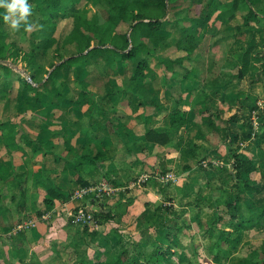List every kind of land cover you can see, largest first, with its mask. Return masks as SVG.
Segmentation results:
<instances>
[{
	"label": "crops",
	"instance_id": "crops-1",
	"mask_svg": "<svg viewBox=\"0 0 264 264\" xmlns=\"http://www.w3.org/2000/svg\"><path fill=\"white\" fill-rule=\"evenodd\" d=\"M210 17H208V19H210ZM220 26H222L225 31H232L233 23L231 22L226 25L220 24ZM224 30L221 29V32H225ZM209 35H211V33ZM243 35L246 38V42H249L252 38L255 39L256 43L254 52L264 53V35H262V31L257 30V25L255 23H248V29L243 32ZM210 39H215V37ZM235 50L236 51H233L232 54V59L234 60L232 65L235 66V68L236 66L240 68V61H236L238 59L236 58L235 60L234 55L240 57V55L244 52V47H241L238 51L237 49ZM176 52V58L184 57L186 55L183 51ZM200 53L201 50L198 49L195 52L196 56H193L191 61L184 60L183 64L185 65V61H188L189 65L192 61H199L200 59H198V57L200 56ZM256 59L252 60V58H250L249 72L254 71L253 65L258 67V62L260 60ZM229 60L230 59L227 58L225 59L227 62L226 64H222L220 62L213 63L206 60L201 67L196 65L195 62L193 66L187 67L189 71L195 69L198 76L190 72L187 79H181L180 85L174 86L179 87L177 92L174 91L176 96L173 93L167 94L165 91L166 97L171 98L172 103L166 102V97L163 98V96H159L157 93L159 90H155V87L151 88L149 92L152 95L155 103L153 105H155L156 109H154L152 115L145 114L147 118L150 116L148 121H144L143 118H137L142 115L143 112L145 113L144 103L148 104V100H146L148 92L142 91L141 94L144 98L139 99L134 95H129L130 97L132 96V104H129L131 106L130 108H133L132 106L136 104L139 106L138 109L133 111L131 109L132 112L128 114L130 119L118 117L120 116L118 115L119 111L112 114H109L108 111H106V117L103 118L96 115V118L91 119L89 127L81 125V128H78L76 126V130L72 131L71 129L73 128L71 127L74 126L75 128V125L73 123L71 124L69 121V119L73 116V114L71 115V111H75L81 116L83 115L84 117L82 118H93L90 114L93 110L94 101L90 97L78 99L77 104L74 103V105L63 97L57 98L55 103L52 100L49 101L52 104H49V102H42V106L48 111L59 109L61 111V116L58 118L49 119L47 116L32 117L33 112L31 111V104L29 110L30 114L28 117H32V119H30L32 122L31 127L34 130L29 129L27 127L28 124L27 126L23 124L21 125L23 120L28 121L27 119H21L23 117L19 118L17 135L16 132L14 134L6 132V127L4 128L0 126V152L2 153L0 155L2 157H0V195L2 196L0 203V264H101L102 261H105L104 256L106 254H114V249L117 247V249L121 248V250L118 251L120 252L119 254L124 253L120 260H122L123 263H127L126 261L128 260L127 257L129 255L128 247L131 242L127 239L124 240L122 237H116L113 232L114 228L119 229L120 226H123L122 222L125 219H130V222L134 224L132 228H138V231L133 235H135V237L138 236V239L140 238L136 243V247L141 248V250H145V245L143 244L144 239L155 243L154 239L156 238L148 234L157 236L159 240L165 241L164 238L166 239L165 235H167L164 234L165 231L159 234L158 231L153 232L149 228L151 227L148 224L150 220V208H147L148 211L147 209H143L142 212L138 209L135 211V209L139 206L138 204L140 200H144L143 202L147 203L149 206V198L152 196L157 199L160 198L161 192L158 190L157 194L156 191L153 190L154 186H157V188L159 185L165 187L166 185L171 184L170 181H174L173 185L175 184L181 192L182 190L185 191L186 176L190 173L195 174V172L199 171L197 172L198 175L205 178L206 175H204V171L209 172V170H204L202 168V164H209V162L212 161L210 157L216 158L219 156L221 154L219 152L221 148L226 150L227 147H232L233 145L231 146L228 144L230 141L235 143L234 147H237V154H239L241 158L252 161L256 156H253L254 150L253 147L251 148V146L248 145V141L252 143L253 141L250 139L255 137V145H264V138H257V135H252L249 140L241 141L240 137L247 131L244 112L241 113L238 110L237 112L230 114L228 117H224L225 111L230 110V106H237L238 109L240 107L244 110L248 105V99L251 98V93H253L254 96L262 98L259 100L262 102L261 105H264V96L263 91L261 90L262 84L261 82H258V80H255V85L258 86L259 84V91H256L255 87L252 92L251 89L253 88V85H249V89H243V87H241L242 79L233 80L232 82L236 83L239 88H242L243 92L238 94L237 97L239 100H233L227 109L225 107L226 104H223V99H219L224 96L223 93L231 84H227L226 86L218 89H205L206 108L214 111H221L222 114L220 118L223 121H226L232 115L236 116L235 121L228 124L229 139H225L224 129L221 128V125L218 124L219 126L215 129L210 128L209 125L211 122L218 121L216 117L199 115L197 113L198 111L195 112L191 106L193 101L191 92L192 90L199 88V75H204V79L202 80L203 82L212 81L214 76L219 77V69L229 68L228 65L231 64L229 63ZM224 76V78H226L227 74L224 73ZM177 82L178 80L169 83L173 85V83ZM134 91L136 92V90ZM64 95L66 97V93H64ZM172 96H175L176 99H173ZM109 99L114 101L115 96L109 97ZM178 99L183 103L182 110L185 112L186 122L178 130L168 132V138L170 140L169 144L161 146L158 144L146 143L141 146L142 150H137L136 153L126 152L123 150V140L126 144H132L134 142L137 143L143 141L144 134L148 129L168 128L169 116L174 111L175 101ZM251 102L252 101L249 103ZM108 107L109 105L105 106V108ZM114 110H119V107L117 106V109ZM82 118L79 120H82ZM58 123H60L62 127L56 128L55 126ZM258 129V133L264 131V128L260 126H258ZM112 131L117 135L116 137L114 136V140ZM57 132H66L65 134L67 135L64 136L63 140H66L70 137V135L75 134L72 137L74 141H72V139L70 143L65 142L64 144L62 143V145L55 143L59 154H49L46 152L45 155L42 153L38 154L35 160L34 158H27L25 153L26 144L32 143L38 139H44L42 141L50 143L47 145L49 148L46 147V149L51 150L53 145H51V142L49 141L51 140L50 136L57 134ZM86 135L92 137L89 149H92L94 153L99 152L108 157V161L97 164L96 166L90 164L79 166L81 169V179L86 181L89 186L102 182L100 177H102V174L107 170L115 173L114 178L118 179L117 182L119 183L117 188L121 189L123 192L122 195H124V191L127 192L130 190L132 180L136 179L132 183L133 187L141 175L146 181L145 185L143 184L141 187L142 189L144 187L143 192L139 194L138 199L134 203H131L127 210L126 208H121L123 205L122 203H120L117 207H114L115 205L112 206L114 201L107 202L110 205H108L110 208L109 212L107 211L104 215V218L102 219L103 224L97 223L94 225L96 230H90L89 228L88 230H81L78 226L68 224L66 219H64L65 211H68L75 206L78 207L79 200L76 199L73 194L77 190L76 188L80 187L78 185L79 177L75 171L74 164L72 162H67L65 160V155L68 150L84 144ZM236 138L237 141H235ZM18 139L22 140L23 144L19 143ZM5 147L10 149V157L5 158ZM260 150V154H263L261 156H264V150H262L261 147ZM60 153H62L61 158ZM214 153L216 154L214 155ZM248 153H250V155H248ZM117 154L124 156L123 166L121 168H118L114 161ZM142 157H145L144 159L147 160V162L150 157H152L157 163L160 160V163L158 164L159 171L155 168L157 165H154L153 163L148 166V168L151 169L150 174L143 173L142 171H134L133 168L135 165L142 163ZM60 163H62V166L58 169L57 166L60 165ZM220 163L223 164V160H220ZM161 164L165 165L167 169L165 175L161 174ZM183 164L193 166V170L184 172L186 175H182L181 173L183 172L181 171V167ZM195 166L201 169L202 172L196 169ZM253 166L254 170L246 176H248L247 178L252 181L255 187H258L262 192H264V184L262 183L264 180V165H260L262 168L261 171H259V168L254 162ZM179 171L181 173H179ZM128 172H133L135 178L132 176L128 177ZM168 173H173L175 178L167 177ZM252 173H254L253 176ZM19 197L21 201L18 202ZM45 200L53 203H45ZM212 200V197L209 199L208 195H206V197L203 198V201H205L207 206L202 210L197 207L195 208L196 210L193 211L191 209H188V211H181L182 218H188L190 223L186 225V229H189L188 231H185L182 226L180 229V232H184L185 235H181V237L185 238L184 242H190L196 247V249H202L206 252L205 256L209 257L210 260L211 256L208 252V247L214 243L215 238L210 235H206L201 230L203 228L205 230L206 226L210 227L212 224L215 207ZM179 214L180 213L177 212L176 216H179ZM137 217L142 219L140 220L138 218L140 223L144 222L143 226L145 229L140 226H135V223L137 222L135 219ZM25 219H32L33 224L24 230H17V225L26 221ZM168 220L169 217L164 219L163 217L158 216L159 222L163 221L162 223H164V221ZM263 223L264 222L239 230L238 239L240 243L248 240L249 232H253L252 230L259 228ZM125 226L128 228L127 224ZM141 228L144 230L142 229V231ZM195 230L197 231L194 232ZM202 236L206 239L204 240ZM203 242H205V245ZM203 245L206 248H204ZM131 249L133 250L132 247ZM241 250H243V248H239L230 259L236 255L238 257L237 259L245 257L246 254L244 256H238ZM131 255L132 259L136 258L134 253ZM198 257L199 256L195 254L194 260L197 263L200 262V258L198 259Z\"/></svg>",
	"mask_w": 264,
	"mask_h": 264
},
{
	"label": "trees",
	"instance_id": "trees-1",
	"mask_svg": "<svg viewBox=\"0 0 264 264\" xmlns=\"http://www.w3.org/2000/svg\"><path fill=\"white\" fill-rule=\"evenodd\" d=\"M78 1L80 0H29V3H32V12L38 13L40 16L41 31L49 29L52 32L57 21L68 17H72L73 27L65 37L55 39L50 35L41 38L39 43L31 46L29 53L21 52L13 59L15 62H24L23 66L19 67V71L30 79V83L25 82V88L35 93L34 110L44 113L49 119H52L58 111H48L40 107L42 105V93L37 91V87L39 85L46 87L51 81L55 84V76L61 69L74 72L82 69L83 71L87 70L88 74L92 70L97 75L96 77L101 78L103 77L102 71L106 75L112 74V65L118 58L123 70L129 69L128 82L127 84L124 83L125 87L123 88L108 89L104 95H97L87 89L86 85L89 82L87 79L79 81L72 75L66 82L74 81L76 86L73 91L82 98H92L95 103L105 99V96H116L118 100L120 96L126 94L134 95L140 99L144 98L141 92L146 91L145 88L151 87L152 83L140 85L137 92L133 90L139 82L150 76H161L162 82H167V84L178 78L187 79L190 72L198 76L195 69L189 71V69L184 68L183 62L184 60L191 61L195 52L202 47L207 38L210 40L211 46H215L220 40H231L232 42L235 40L234 38L248 29V23L250 22L255 23L257 30L262 31V35H264V0H86L88 2H99L102 5L105 4L107 8L105 12L106 19H99L96 15L88 18L82 12L77 13L74 5ZM192 11L196 12L194 16L190 15ZM170 13L177 17L171 22L167 20V15ZM214 13H216V21L225 25L232 22L233 28L232 31L228 30L220 34L219 37L210 39L212 35L206 38V36L200 35V32L204 25L202 22ZM144 31L148 32V36L143 40H138ZM2 33L0 30V39L3 36ZM106 35H108L107 41ZM255 43V39L252 38L240 57L234 55V59L236 60L237 58L241 65L235 75H229V77L223 79L214 76L212 81H202L203 84L200 85V90L196 89L191 92L193 110L195 112L198 111L197 113L202 116L216 117L218 121L211 122L209 126L211 129H215L221 125V128L224 129L225 139L230 138L228 124L234 122L236 116L232 115L226 121H223L220 118L221 111L206 108L205 89L222 88L233 80L243 79L249 71V61L253 56V59L257 58L260 61L258 62V67L253 65L254 71L251 82L255 80L261 82L264 96V53L254 52ZM54 46L57 61L48 67V74L40 78L43 69L38 61L45 56L48 49ZM67 46H71L74 51L67 55H62L61 50ZM170 49L183 51L186 55L170 59L167 54H164L165 51ZM3 51V44L0 43V53ZM11 64L15 65L16 63L13 62ZM228 66L229 68H235L232 64ZM199 78L203 80L204 75H199ZM3 83V86H7L5 81ZM60 84L63 85V83ZM176 88L179 89V87ZM58 97L63 98V93H58ZM150 97L149 94L146 96V98ZM127 99L128 103L129 98ZM182 106V101H179V99L175 101L174 111L169 116L168 128L148 129L144 134L143 141L137 143L126 144L123 140V150L136 153L137 150H142L141 146L146 143L161 146L169 144L168 132L178 130L186 122ZM250 109L254 111L260 108L251 106ZM255 118L258 126L264 128V105L257 112ZM143 119L148 121L150 116ZM246 126L247 131L242 135L243 140H249L252 135H257V138H264V131L260 133L254 132L252 123L251 125L247 123ZM53 136L56 137L57 135ZM91 139L92 137L86 135L84 144L68 150L65 155V160L74 164L75 171L79 177L78 185L80 188L89 185L81 179L79 166L86 164L96 166L108 161V157L105 154L94 153L92 149H89ZM45 153V151L42 152L43 155ZM226 153L229 163L232 161L231 167L233 171L229 174L224 186L235 189V198L230 200L225 195L223 199L212 200L215 206L213 221L209 229L206 230V235L208 236H212L213 228L217 231L214 243L208 247L211 264H220L222 261H227L237 252L240 246L238 239L239 230L264 222V205L260 209H255L249 207L246 202L245 194L259 195L264 193L258 187L252 185V181L245 177V175L254 170L251 160L241 158L237 154V147H227ZM182 170L189 172L193 168L189 164H183ZM166 172L165 165L161 164V174L165 175ZM102 176L103 181L108 185L115 188L119 186L118 179L114 178L115 173L113 171L107 170ZM211 185L212 191L215 187L213 184ZM1 200L2 196L0 195V203ZM19 201H21L20 197ZM44 202L53 203L48 200ZM162 209V207H158L156 212ZM154 215L157 216L156 213ZM67 223L70 224L69 222ZM165 237L166 239L170 238L169 235H165ZM155 244L157 243L155 242ZM140 249L135 250L136 258L134 264H173L171 263V256H176L170 243L164 249L162 245L156 246L153 250V255L144 258H141V254L144 251ZM194 252L195 250H193V255L176 257L178 261L180 260V263L198 264L194 260ZM123 255L124 253L120 254L118 258H122ZM233 264H264V242L260 252H251L245 257L239 258Z\"/></svg>",
	"mask_w": 264,
	"mask_h": 264
},
{
	"label": "rangeland",
	"instance_id": "rangeland-1",
	"mask_svg": "<svg viewBox=\"0 0 264 264\" xmlns=\"http://www.w3.org/2000/svg\"><path fill=\"white\" fill-rule=\"evenodd\" d=\"M32 5V3H30ZM74 9L76 10V12H82L85 15H87L88 18H91L93 15H96L97 17H99V19H106V5L105 4H100L99 2H95V1H91L88 2L86 0H80L78 1L75 5H74ZM3 9H0V30L3 32V36L0 39V43L3 44L4 47V51L2 53H0V126L2 127H6V132L12 133L14 134L16 132L17 135V125L19 124V118L23 117L21 119H27L23 120V123L21 122V125H25L27 126L28 124V128L34 130L31 127V120L32 117H43L46 116L44 113L41 112H36L37 110H34V104L35 100H34V95L35 93L30 91L29 89L25 88V82H29L30 83V79L25 75L23 72L19 71V67H22L24 62L23 61H14V57H16L17 55H19V53H29L31 46L33 44H37L39 43L40 39L43 37H47V36H52L55 39H59L62 37L67 36L72 27H73V19L72 17H68L66 19L57 21V24L55 26V29L51 32L49 31V29L46 30H42L41 31V25H40V16L38 13H34L32 12L31 16L29 17V22L32 24L31 29H27L25 27H21L19 30L13 31L10 27L8 22L4 21L3 19ZM194 13H196L195 11H192L190 13V15L194 16ZM215 15L216 13H214L213 15H211L210 19L207 18V20H205L204 25L201 28V32L200 35L202 36H206V38L209 36V32H211L212 37H219L220 34H222L223 32H221V29L224 30V28H222V26H220V22L215 20ZM177 17H174V15L172 13L167 15V20L168 21H174V19ZM225 31V30H224ZM166 32V31H165ZM226 32V31H225ZM207 33H209L207 35ZM148 36V32L144 31L143 35L140 36V38L138 40H143L144 38H146ZM106 41L108 40V35H106ZM235 40L231 42V40H220L216 43L215 46H211L210 45V41L208 40V38L206 39V41L204 42V44L202 45V47L200 48L201 53L199 54L200 56L198 57V59H200L199 61H192L189 65L188 61H185V65L184 68L187 67H191L193 66L194 62L196 65H198L199 67L203 66L204 62L206 60L211 61L213 63L216 62H220L222 64H226L227 62L225 61V59H230L229 63H233V59H232V54L233 51H236L235 49L240 50V48L244 47V49L247 47V45L249 44V42H246V38L244 37L243 33L238 35V37L234 38ZM241 40V41H240ZM209 43V45H208ZM244 44V46H243ZM70 47V48H69ZM71 46H67L65 48H63L61 50V54L62 55H67L69 53H72V51H74V49H71ZM242 53V52H240ZM164 54L168 55L170 59H176L177 56V52L173 51V50H167L164 52ZM237 54V53H235ZM196 56V55H194ZM253 60V56L251 57ZM256 58V57H255ZM232 59V60H231ZM56 60V52H55V46L48 49L46 51V54L43 58H41L38 63L41 65L43 71H42V75L40 76V78L44 77L46 74H48V70H49V66L53 63H55ZM239 61V60H236ZM16 63L15 65L11 64V63ZM188 69V68H187ZM238 67L236 66V68H224V69H219V77L224 78V73L227 74V77H229V75H235L238 72ZM20 72V73H19ZM74 71H67L66 69H61L57 72L56 76H55V84H53V82H49L47 84L46 87H43L42 85H39L37 87V91H40L42 93V101H44V103L49 102V101H53L54 103L57 101L56 99L59 98L58 97V93H63L64 98L69 101L70 103L77 104V100L78 99H84L82 97H80L76 92H74L73 90L75 89V82L74 81H70V82H66L67 80H69V77L74 75V78L78 79L79 81L83 80V79H87L89 82L87 83L86 87L88 90L96 93L97 95H104L105 92L108 89H118V88H123L125 87V84H127L128 82V77H129V69H125L123 70V68L120 65V61L118 58H116V61L114 62V64L112 65V74L110 75H106L103 71V77L99 78L96 77L97 75L94 74L92 72V70L89 72V74L87 73V70H76L74 73ZM247 72V71H246ZM252 77H253V71H248L247 75L242 79L241 82V87H243V89H249V85H253L251 92L253 89H255L256 87V91H259V84L258 86L255 85V81H252ZM92 78V79H90ZM182 78H178V82L177 83H173V85H171V83L167 84L163 83L161 80V76H150L149 78L139 82L134 90H136V92L138 91L140 85L143 84H151V87L145 88L146 92H148V94L151 96L150 98H146V100H148V104L144 103V111L142 115H140L139 118H144L146 117V115H152L154 109L155 108V104L152 98L151 93L149 92V90L153 87H155V90H159L157 93L159 94V96H163L166 97L165 91L167 94H175L174 91H178V88L174 87L175 85H180V81ZM200 79V78H199ZM3 81H5L7 83V86H3ZM60 83H63V85H61ZM200 83L202 85V80L200 79ZM200 83L199 86L200 87ZM60 84V85H59ZM167 84V85H166ZM231 84L227 90L223 93L224 96L221 97L219 100L223 99V104L225 103V107L227 109V107L230 106V103L235 100L238 101L239 98L237 97L238 94H241L243 92L242 88H239L237 86L236 83H229ZM171 85V86H170ZM169 87V88H168ZM169 89V90H168ZM133 90V91H134ZM198 90H200L198 88ZM262 90V89H261ZM64 93H66V97L64 95ZM249 94V93H247ZM133 96V95H132ZM131 96V97H132ZM176 96V94H175ZM175 96H172L173 99H176ZM212 96V95H210ZM105 99L99 100L97 103L94 102L93 104V110L92 113L90 114L91 117L93 118H82L84 117L83 115L81 116L79 113L77 112H72L71 111V115L73 114V116L71 117V119H69L70 123L75 125L71 127L73 130H76V126L78 128H81V125H85L86 127H89V124L91 122V119L96 118L97 116L100 117H106L105 112L108 111L109 114L115 113L117 111H119L118 117H123L126 119H130V117H128V114L130 112H132L135 109H138V105H133V108H130L132 102H131V97L126 94V95H122L119 97V99L117 100L116 96H115V100H111L109 99V97L112 96H105ZM170 97V96H168ZM62 98V97H60ZM85 98H89V97H85ZM129 98V102L127 103ZM73 99V100H72ZM262 98H259L257 96H254L253 93H251V98L248 99V102L252 101L251 103H249L246 108L244 110H242L243 108L239 109L237 108V106H230V110H226L224 113V117H228L230 114H233L235 112H237L238 110L242 113L244 112L245 115V123L248 125H251V122H253L254 120L256 121V114L258 111L261 110L263 105H259L261 104V100ZM117 100V101H116ZM166 102L168 103H172L171 98H165ZM259 100V102H258ZM72 101V102H71ZM222 103V102H221ZM235 103V102H233ZM32 104V109L31 111L33 112V115L31 118L28 117L29 110ZM49 104H52L49 102ZM130 104V105H129ZM75 105V104H74ZM71 105V106H74ZM106 105H109L108 108H105ZM174 105V103H173ZM117 106L119 107V110H114L117 109ZM239 106V105H238ZM251 106H255L257 107L259 110H252L250 109ZM42 108H44L42 105L40 106ZM36 109V108H35ZM132 109V111H131ZM41 110V109H39ZM56 112L55 116L53 118H58L59 116H61V111L58 109H53L51 111ZM228 111V112H227ZM28 112V113H26ZM230 112V113H229ZM26 113V114H25ZM151 113V114H150ZM146 114V115H145ZM237 114V113H236ZM69 115V116H71ZM28 117V118H25ZM47 118V117H46ZM52 118V119H53ZM82 120H79L81 119ZM137 120V119H136ZM253 124V123H252ZM256 124L258 125L257 121ZM57 127H62V125L60 123L56 124L55 126ZM148 129V127H147ZM23 130V129H22ZM258 126L255 132H258ZM20 132V129H19ZM66 132H57V134H53V135H57L56 137H54L53 135L50 136V139L53 138L52 140H49L51 142V145H53L54 148H52L51 150H47V148H49L47 145H49L50 143H45L44 139H38L35 140L33 143H29L25 145V153L27 155V158H30L35 160L36 156H38V154H41L42 152H47V153H51V154H59V151L56 148V145L54 146L55 143L62 145V143L64 144L65 142H69L73 139V135H70V137H68L66 140H63L64 136H66L67 134H65ZM112 135H113V140H114V136L116 137V133H114L112 131ZM21 134V133H20ZM111 134V133H110ZM34 136V135H32ZM225 137V136H224ZM242 137V136H241ZM240 137L241 141H243V139ZM237 139V138H236ZM255 137H252L250 140L253 141L252 143L250 141L249 142V146H251V148L253 147L254 150V155L256 156L253 158V161L251 160L252 164L253 162L255 163V165L259 168V171L262 170L260 165H264V156H261L263 154H260L261 150L260 147L262 148V150H264V145L262 144L261 146L255 145V141H254ZM74 141V139L72 140ZM19 143L23 144V141L18 139ZM54 142V143H52ZM229 145H233L232 147L235 146V143H232L231 141L228 143ZM237 145V144H236ZM6 148V157H10L11 151L9 148ZM62 148V146H61ZM146 152V151H145ZM221 154L219 156H217L216 158H211L210 159L212 161L209 162V164L206 163V165L202 164V168L204 170H209V172L204 171V175H206V177L202 178L198 175L197 172H195V174H188L186 176V184H185V188L186 190L182 192L178 189L177 186H175V184L173 185L174 181H170L169 185H166L165 187H162L161 185H159V187L157 188V186H154V191L160 190V198L157 199L154 196H152L151 198H149L150 202H149V206L147 203H144V200H140L139 201V206L135 209V211H137V209L139 211H143V209H147L148 207L150 208L149 210V222L148 224L151 226L149 227L153 232L154 231H158L159 234L163 231L164 234H167L170 236V238H167L162 241L159 240L157 236H154L152 234H148L151 235L152 237H155L156 239H154L155 243L150 242L149 240L146 241V239L143 240V244L144 246V252L141 254V258H144L146 256H152L153 255V250L155 249V247H159L162 245V248H166V246L170 243L172 245V251H174V254L176 256H189V255H193V250L196 249V247L194 245H192L190 242H184L185 238L181 237V235H184V232H180L181 226L184 227L185 231H188L186 229V225L188 223H190L188 221V218H182L181 215V211L186 210L188 211V209L196 210L195 208H199L200 210H202L204 207L207 206V204L205 203V201H203V198L206 197V195H208L209 199H223L225 195L228 196V199L233 200L235 198V189H231L229 187L224 186V183L228 180L229 178V174H231V172L233 171L232 167H231V163H229V160L226 158V150L224 149H220L219 151ZM2 153L0 152V155ZM216 153H214L215 155ZM62 155V153H60V156ZM64 155V154H63ZM248 155H250V153H248ZM259 155V156H257ZM53 156V155H52ZM142 156V155H140ZM1 157V156H0ZM2 158V157H1ZM145 157L141 158V162L138 165H135V167L133 168L134 171H142L143 173H148L150 174L151 169L148 168V166L152 163L155 165H157V171H159V167L158 164L160 163V160L158 161V163L152 158L150 157V159L147 160L144 159ZM123 159L124 156L117 154L115 157V163L117 165L118 168H121L123 166ZM1 160V159H0ZM220 160H223V164L220 163ZM209 161V160H208ZM226 161V162H225ZM149 163V164H148ZM62 166V163H60V165L57 166L58 169H60ZM193 168V166H191ZM196 167V166H195ZM196 169L200 170L198 167H196ZM181 171L183 173H181L179 171V173H181L182 175H186V173H184V171L182 170L181 167ZM201 171V170H200ZM202 172V171H201ZM128 177H133L135 178V175L133 174V172H128ZM254 175V173H252V176ZM167 177H174L173 173L172 174H167ZM245 177H248L245 175ZM175 178V177H174ZM184 178V176H183ZM100 180H102V182L100 183H105L106 182L103 181V176L100 177ZM136 179L132 180L131 182L133 183ZM176 180V179H175ZM177 181V180H176ZM180 181V180H179ZM100 183L93 185V186H98L100 185ZM132 183L130 185V190H128L127 192L124 191V195H122V191L119 188L116 192H113V194L110 195H106L103 194L100 196L101 191H96L95 194H90L86 197L83 198H78L79 202H78V207H72L70 210L65 211L64 216L67 221V218L70 217V215L75 214L76 213V209H80V207L83 208L84 213L90 216V219H86L84 222H81L80 224L78 223V225H73V226H78L81 228V230H88V228L91 230H96V227L94 225H96L97 223L99 224H103V218L104 215L106 214V212H109V204L107 202H113L112 206L115 205L114 207H117L120 203H122V207L121 208H127L131 205V203H134L137 199L139 194H141L143 192V189L141 188L143 186V184L145 185L146 181L143 179V176L141 175L138 180L136 181V183L134 184V187L132 186ZM232 183V182H231ZM241 183V182H240ZM262 183L264 184V180L262 181ZM166 184V183H165ZM215 187L213 188L214 190L211 191V187L212 185ZM253 185V183H252ZM147 186V185H146ZM84 188V187H81ZM146 188V187H145ZM77 190H80L79 188H76ZM183 189V188H182ZM211 193L213 194V196L211 195ZM72 194V193H71ZM70 194V195H71ZM158 194V193H157ZM122 195V197H121ZM246 197V202L249 205V207L255 208V209H260V207L263 205V201H264V193H261L259 195H250V194H245ZM169 199V200H168ZM211 201V200H210ZM170 202V203H169ZM162 204V205H161ZM109 205V206H108ZM158 207H162L163 209L161 211L156 212V209ZM148 211V209H147ZM180 213L179 216H176V213ZM156 213V215L158 214V216L163 217L164 219H166V217H169L168 221H164V223H162L163 221H158V216H155L154 214ZM181 215V216H180ZM151 217V218H150ZM138 218L140 219V217H137L135 220H137V222L135 223V226L137 227H143L145 229V227L143 226L144 222H141L138 220ZM26 220V219H25ZM134 220V221H135ZM142 220V219H140ZM130 219H125L122 224L123 226H120L119 229L114 228L113 232L116 235V237H122L124 240H128L131 243L129 244L130 246L128 247V260L126 261L127 263H123L122 260L118 259V257H120L118 251L121 250L120 249H114L115 251V255L114 254H106L105 257V261L101 262V264H134L135 259H132V255L134 253L135 255V250L136 249H140L139 247H136V243L139 241L138 236L135 237V235H133L134 233H136L138 231V228L134 229L132 228L134 224H130ZM90 224V225H89ZM128 225V228H126L125 225ZM142 224V225H141ZM89 225V226H88ZM255 225V224H253ZM252 226V225H251ZM141 228V230L143 229ZM148 228V230H149ZM143 229V230H144ZM209 229V227H205L201 230L203 231V233H206V230ZM245 229V228H242ZM139 230V231H141ZM142 230V231H143ZM214 232L212 234V237H214L216 239V230L213 228ZM197 230H195L194 232H196ZM253 232H249V239L246 241H243L240 243L239 248H243V250L240 251V254H238V256H244L245 254H249L251 252H260L261 251V244L264 241V223L259 227L256 228L254 230H252ZM142 233V232H141ZM185 236V235H184ZM203 237V236H202ZM203 239L205 240L206 238L203 237ZM215 241V240H214ZM180 242V243H179ZM240 242V241H239ZM153 244V245H152ZM203 244L205 245V242H203ZM156 245V246H155ZM203 245V246H204ZM131 247L133 248V250L131 249ZM204 248H206L204 246ZM238 248V249H239ZM146 249H150V250H146ZM141 250V249H140ZM238 251V250H237ZM118 252V253H117ZM113 253V252H112ZM205 253L202 249H196V251L194 252V256L195 254H197L199 257L198 259L200 260V262H198L199 264H211V260L209 259V257L205 256ZM176 256H171V263L173 264H185V263H180V260L178 261ZM237 255L235 257H233L232 259H228L227 261H222V263L220 264H231V263H236L237 262ZM104 259V258H103ZM142 264V263H140Z\"/></svg>",
	"mask_w": 264,
	"mask_h": 264
},
{
	"label": "clouds",
	"instance_id": "clouds-1",
	"mask_svg": "<svg viewBox=\"0 0 264 264\" xmlns=\"http://www.w3.org/2000/svg\"><path fill=\"white\" fill-rule=\"evenodd\" d=\"M0 9L4 10L3 19L13 31L22 26L31 29L29 17L32 14V5L29 0H0Z\"/></svg>",
	"mask_w": 264,
	"mask_h": 264
},
{
	"label": "built area",
	"instance_id": "built-area-1",
	"mask_svg": "<svg viewBox=\"0 0 264 264\" xmlns=\"http://www.w3.org/2000/svg\"><path fill=\"white\" fill-rule=\"evenodd\" d=\"M257 126L258 125L256 124V121L254 120L253 121L254 132L256 131ZM118 189L119 188L112 187L111 185L100 183V185L98 186L90 185L84 188H80V190H76L73 195L76 199L83 198L90 194H95L97 190L101 191L100 196L103 194L110 195V194H113V192H116ZM88 218L90 219V216L84 213L83 208H80V209L77 208L76 213L70 215V217L67 218L66 222H69L72 225H78V223L80 224L81 222H84ZM32 224H33L32 219L26 220L20 223L19 225H17V230H24L26 228H29Z\"/></svg>",
	"mask_w": 264,
	"mask_h": 264
}]
</instances>
